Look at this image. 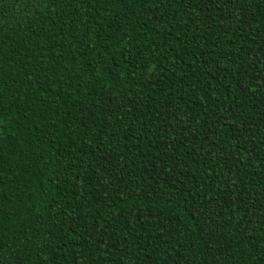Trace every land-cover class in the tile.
<instances>
[{
    "label": "trees",
    "instance_id": "1",
    "mask_svg": "<svg viewBox=\"0 0 264 264\" xmlns=\"http://www.w3.org/2000/svg\"><path fill=\"white\" fill-rule=\"evenodd\" d=\"M0 264H264V0H0Z\"/></svg>",
    "mask_w": 264,
    "mask_h": 264
}]
</instances>
